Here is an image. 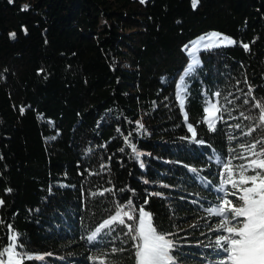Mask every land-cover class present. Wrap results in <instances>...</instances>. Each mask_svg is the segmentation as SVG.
I'll use <instances>...</instances> for the list:
<instances>
[{"label": "trees", "instance_id": "1", "mask_svg": "<svg viewBox=\"0 0 264 264\" xmlns=\"http://www.w3.org/2000/svg\"><path fill=\"white\" fill-rule=\"evenodd\" d=\"M209 32L237 43L202 48L190 69L185 45ZM249 86L264 104V0H0V248L10 224L18 251L44 257L25 264H93L113 247L106 264H135L123 226L87 239L131 199L172 234L177 264L214 262L216 156L264 137L243 135L255 122L240 113H259ZM216 92L228 112L210 131Z\"/></svg>", "mask_w": 264, "mask_h": 264}, {"label": "snow or ice", "instance_id": "2", "mask_svg": "<svg viewBox=\"0 0 264 264\" xmlns=\"http://www.w3.org/2000/svg\"><path fill=\"white\" fill-rule=\"evenodd\" d=\"M140 3H146V0H140ZM198 3L199 0H191L193 9L198 6ZM28 8V5H23L21 11H28ZM24 31L26 33L27 30ZM15 36V33H10L12 39H15ZM236 43L237 41L234 39L219 33H212L206 40L202 39L201 41L205 49L230 46ZM200 46L199 44L191 45V47L185 45V50L194 57L189 66L190 69L199 63L195 58V53ZM240 46L245 51L250 50L248 43L241 42ZM220 95V92H216L214 94L217 98L216 102L209 99L202 109L205 114L203 121L207 123L210 131L217 130V121L225 122L223 113L228 112V108L220 104L218 99ZM185 96L186 85L184 77H181V83L176 93L181 110L184 109ZM246 96L252 97L254 101L252 107L259 109L256 116H245L243 112L240 113L244 119L255 122V127H250L247 132L243 133L244 136H251L257 128L264 129V104L255 99L251 86L248 87ZM224 100L227 104L232 103L227 97ZM243 103L249 104L250 101L245 99ZM20 111L23 113L24 109L21 108ZM184 119L187 121V115ZM137 125L139 128H143L139 121H137ZM235 127L240 128V124H236ZM188 131L192 134L191 138L195 140L196 130L191 124L188 125ZM233 139L235 137L230 136L229 143ZM129 147L139 158L140 153L136 151L134 145L130 144ZM238 148L239 151L236 148L229 149L227 158L216 156L219 167V183L213 189L216 193V203L206 209L209 216L218 218L216 227L211 229L218 233L211 242L217 259L210 264H264V137L240 143ZM235 160H240L242 163L234 164ZM140 166L143 167V164ZM5 191L11 193L12 189L8 188ZM112 191V189L106 188L99 193L93 192L91 195L103 196ZM230 197L236 198L235 203ZM3 205L4 200L0 198V207ZM115 225L123 226L126 231H123L122 234L133 242L135 264H177L173 255L176 244L170 238L172 234L158 232L154 226L152 214L144 207L134 206L131 199L126 203L117 204L114 214L95 228L87 237L88 241L94 242L101 234L107 235L115 232ZM7 227L10 232L9 243L0 248V264H25V261L44 259L43 256H33L18 251L17 249L22 247L18 243V234L10 224ZM118 251H124V249L113 247L110 253H103L99 257H90L89 259L93 261V264H106V258L109 255L114 256Z\"/></svg>", "mask_w": 264, "mask_h": 264}, {"label": "rangeland", "instance_id": "3", "mask_svg": "<svg viewBox=\"0 0 264 264\" xmlns=\"http://www.w3.org/2000/svg\"><path fill=\"white\" fill-rule=\"evenodd\" d=\"M212 33H217V32H209V33H207V34H205V35H201V36L197 37L196 39H194V40L192 41V43L190 44L189 47H191V45H194V44H199V45H201V46L199 47V49L196 51V53H198V52L203 48V46H202V44H201L202 39L206 40V38L209 37ZM222 36H223V35H222ZM228 38H230V37H228ZM196 53H195V56H196ZM192 59H193V58H192ZM192 59H191V64H192Z\"/></svg>", "mask_w": 264, "mask_h": 264}]
</instances>
